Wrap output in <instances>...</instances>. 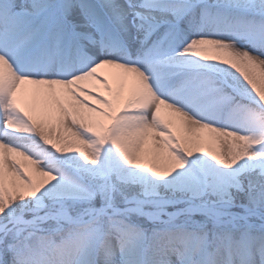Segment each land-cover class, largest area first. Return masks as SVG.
<instances>
[{
	"label": "snow or ice",
	"instance_id": "6c2138e0",
	"mask_svg": "<svg viewBox=\"0 0 264 264\" xmlns=\"http://www.w3.org/2000/svg\"><path fill=\"white\" fill-rule=\"evenodd\" d=\"M0 264H264V0H0Z\"/></svg>",
	"mask_w": 264,
	"mask_h": 264
}]
</instances>
